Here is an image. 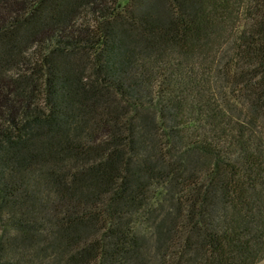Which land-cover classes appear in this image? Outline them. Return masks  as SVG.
Returning a JSON list of instances; mask_svg holds the SVG:
<instances>
[{
  "label": "trees",
  "instance_id": "1",
  "mask_svg": "<svg viewBox=\"0 0 264 264\" xmlns=\"http://www.w3.org/2000/svg\"><path fill=\"white\" fill-rule=\"evenodd\" d=\"M0 264H264V0H0Z\"/></svg>",
  "mask_w": 264,
  "mask_h": 264
}]
</instances>
